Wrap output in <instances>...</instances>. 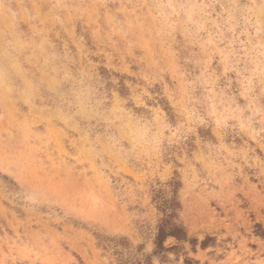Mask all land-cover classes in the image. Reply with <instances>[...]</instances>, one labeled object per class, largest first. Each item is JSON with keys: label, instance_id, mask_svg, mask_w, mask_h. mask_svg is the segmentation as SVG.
<instances>
[{"label": "rangeland", "instance_id": "1", "mask_svg": "<svg viewBox=\"0 0 264 264\" xmlns=\"http://www.w3.org/2000/svg\"><path fill=\"white\" fill-rule=\"evenodd\" d=\"M145 258L264 264V0H0V264Z\"/></svg>", "mask_w": 264, "mask_h": 264}, {"label": "trees", "instance_id": "2", "mask_svg": "<svg viewBox=\"0 0 264 264\" xmlns=\"http://www.w3.org/2000/svg\"><path fill=\"white\" fill-rule=\"evenodd\" d=\"M177 203L174 199L170 200H160L158 208L163 213V218L159 221L156 232L154 235V249L152 255H160L161 253L170 251L172 248H164L163 244L167 239H173L178 243L189 241L187 238L186 231L181 224L176 222V209ZM159 210V211H160ZM126 264V263H120ZM133 264V263H132ZM136 264H149L148 260L145 258L143 262L138 261Z\"/></svg>", "mask_w": 264, "mask_h": 264}]
</instances>
